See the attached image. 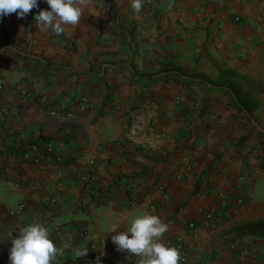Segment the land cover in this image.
Returning a JSON list of instances; mask_svg holds the SVG:
<instances>
[{"label": "crops", "instance_id": "crops-1", "mask_svg": "<svg viewBox=\"0 0 264 264\" xmlns=\"http://www.w3.org/2000/svg\"><path fill=\"white\" fill-rule=\"evenodd\" d=\"M49 7L0 17V264L36 221L53 264H139L112 236L145 212L165 244L184 236L185 264H264V237L238 234L264 218V0H86L60 35L35 19ZM220 67L251 84L255 110ZM37 137L64 161H25Z\"/></svg>", "mask_w": 264, "mask_h": 264}, {"label": "clouds", "instance_id": "clouds-1", "mask_svg": "<svg viewBox=\"0 0 264 264\" xmlns=\"http://www.w3.org/2000/svg\"><path fill=\"white\" fill-rule=\"evenodd\" d=\"M86 0H46L49 9H41L35 19L43 31L51 29L57 35L64 33L66 25H77L84 13ZM39 0H0V17L16 13L23 18ZM143 0H131V7L139 12ZM119 220L111 224L109 231L119 228ZM168 224L155 214H133L127 227L112 236L120 251L139 257V264H180V252L162 241ZM10 264H53L61 252L42 222H32L22 227L11 240Z\"/></svg>", "mask_w": 264, "mask_h": 264}, {"label": "built area", "instance_id": "built-area-1", "mask_svg": "<svg viewBox=\"0 0 264 264\" xmlns=\"http://www.w3.org/2000/svg\"><path fill=\"white\" fill-rule=\"evenodd\" d=\"M158 0H143L145 4H152L157 2ZM237 21L240 20L239 16L235 18ZM3 87V80L0 79V89ZM25 96H32V92L29 90L23 91ZM87 101V98L84 99ZM40 101L43 103H47V99L45 97H41ZM151 106L156 107L155 102H151ZM52 114L58 115L59 113L56 111H52ZM8 115V109L5 106H0V120H4ZM22 157L25 161L31 163H61L64 161L62 156L57 153V147L55 143L47 138L37 137L34 139L29 147L22 153ZM222 198L226 199L224 194L220 195ZM23 206V204L21 205ZM196 229V223L194 221H190L188 223L187 232L192 233ZM175 245L176 248L180 252V264H185L188 260V251L189 248L184 240V236L178 235L175 237Z\"/></svg>", "mask_w": 264, "mask_h": 264}, {"label": "trees", "instance_id": "trees-1", "mask_svg": "<svg viewBox=\"0 0 264 264\" xmlns=\"http://www.w3.org/2000/svg\"><path fill=\"white\" fill-rule=\"evenodd\" d=\"M219 75L238 94V101L244 109L253 111L260 105V100L252 93L251 84L245 81L237 70L229 67H220ZM238 234H251L264 237V218L239 227ZM90 258L92 261H95L97 257L88 252L79 255L75 261L85 263L89 262Z\"/></svg>", "mask_w": 264, "mask_h": 264}, {"label": "rangeland", "instance_id": "rangeland-1", "mask_svg": "<svg viewBox=\"0 0 264 264\" xmlns=\"http://www.w3.org/2000/svg\"><path fill=\"white\" fill-rule=\"evenodd\" d=\"M259 118L262 120V121H264V116L262 115V116H259Z\"/></svg>", "mask_w": 264, "mask_h": 264}]
</instances>
